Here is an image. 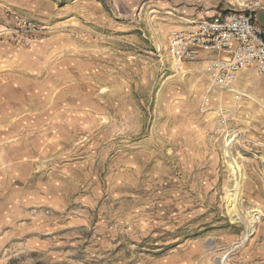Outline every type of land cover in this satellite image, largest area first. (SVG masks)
I'll return each instance as SVG.
<instances>
[{"label": "rangeland", "instance_id": "1", "mask_svg": "<svg viewBox=\"0 0 264 264\" xmlns=\"http://www.w3.org/2000/svg\"><path fill=\"white\" fill-rule=\"evenodd\" d=\"M247 1L0 0V264H264V77L166 51Z\"/></svg>", "mask_w": 264, "mask_h": 264}, {"label": "built area", "instance_id": "2", "mask_svg": "<svg viewBox=\"0 0 264 264\" xmlns=\"http://www.w3.org/2000/svg\"><path fill=\"white\" fill-rule=\"evenodd\" d=\"M260 0H248L239 9H223L173 28L166 51L177 65L193 63L208 74L211 85L226 91L248 71L264 77V25ZM29 30L34 29L29 22Z\"/></svg>", "mask_w": 264, "mask_h": 264}, {"label": "crops", "instance_id": "3", "mask_svg": "<svg viewBox=\"0 0 264 264\" xmlns=\"http://www.w3.org/2000/svg\"><path fill=\"white\" fill-rule=\"evenodd\" d=\"M260 21V20H259ZM262 23V22H261ZM263 24V23H262ZM264 25V24H263Z\"/></svg>", "mask_w": 264, "mask_h": 264}]
</instances>
